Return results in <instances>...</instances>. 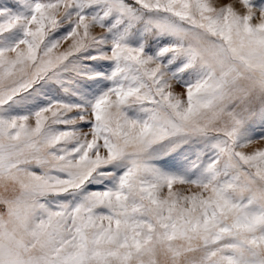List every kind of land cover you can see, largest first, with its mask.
I'll return each mask as SVG.
<instances>
[{
  "label": "rangeland",
  "instance_id": "374dc122",
  "mask_svg": "<svg viewBox=\"0 0 264 264\" xmlns=\"http://www.w3.org/2000/svg\"><path fill=\"white\" fill-rule=\"evenodd\" d=\"M0 264H264V0H0Z\"/></svg>",
  "mask_w": 264,
  "mask_h": 264
}]
</instances>
